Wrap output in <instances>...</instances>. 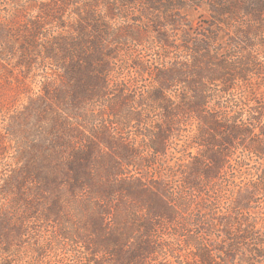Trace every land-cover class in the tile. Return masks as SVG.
Wrapping results in <instances>:
<instances>
[{"label":"trees","instance_id":"16d2710c","mask_svg":"<svg viewBox=\"0 0 264 264\" xmlns=\"http://www.w3.org/2000/svg\"><path fill=\"white\" fill-rule=\"evenodd\" d=\"M8 1L3 250L54 225L72 264H258L264 168L236 152L264 158V0H128L144 31L122 0Z\"/></svg>","mask_w":264,"mask_h":264},{"label":"rangeland","instance_id":"374dc122","mask_svg":"<svg viewBox=\"0 0 264 264\" xmlns=\"http://www.w3.org/2000/svg\"><path fill=\"white\" fill-rule=\"evenodd\" d=\"M110 1V0H108ZM120 12H123L122 18H118V24L122 25H131L139 27L141 31H144L146 24L137 23L136 20L141 18L144 22H148L146 18L140 17L139 13L143 10L142 4L135 3L131 4L128 0H122L120 3ZM10 9V4L8 0H0V19L7 13ZM142 9V10H141ZM119 14V13H118ZM127 23V24H126ZM121 49V59L125 56L127 58L139 57L144 59L154 58V53L158 49V46H138L134 44L132 40L127 41L126 44H123L122 41H118ZM153 60V59H152ZM18 103L24 101V95H17ZM2 126V121L0 120V128ZM239 156L246 158L247 165L246 170L250 172L258 171V174L264 168V158H255L250 152L245 149H239L236 152ZM243 175V174H242ZM246 177L245 175L241 176V180ZM0 202L2 200L0 199ZM226 202V201H223ZM252 212L258 213V218L264 213V197L261 195L260 188L258 193L252 198L251 201ZM34 227H39L35 225ZM54 225L50 228H46V231H41L38 234H32V237H24L19 240H14L11 243L12 248L5 252L3 250V244L5 241L0 243V264H72V255L75 254V251L78 249V246L72 244L68 246L65 242L55 240L53 238ZM43 230V229H42ZM3 245V246H1ZM33 245H36L40 250L36 252L37 248ZM187 257L190 258V251L185 249ZM258 264H264V258L258 257Z\"/></svg>","mask_w":264,"mask_h":264}]
</instances>
